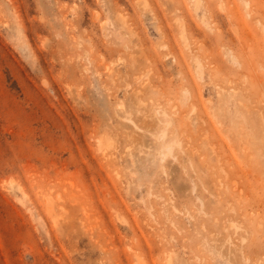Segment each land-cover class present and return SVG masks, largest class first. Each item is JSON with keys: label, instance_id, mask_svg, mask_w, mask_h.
I'll return each mask as SVG.
<instances>
[{"label": "rangeland", "instance_id": "374dc122", "mask_svg": "<svg viewBox=\"0 0 264 264\" xmlns=\"http://www.w3.org/2000/svg\"><path fill=\"white\" fill-rule=\"evenodd\" d=\"M0 264H264V0H0Z\"/></svg>", "mask_w": 264, "mask_h": 264}]
</instances>
